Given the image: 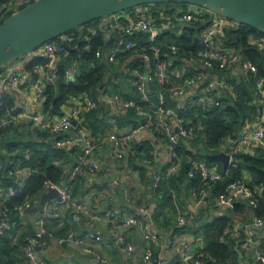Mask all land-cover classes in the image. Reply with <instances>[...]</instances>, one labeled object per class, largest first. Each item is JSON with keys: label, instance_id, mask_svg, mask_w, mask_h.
<instances>
[{"label": "built area", "instance_id": "2783aa9c", "mask_svg": "<svg viewBox=\"0 0 264 264\" xmlns=\"http://www.w3.org/2000/svg\"><path fill=\"white\" fill-rule=\"evenodd\" d=\"M32 1L34 0H0V14L5 16L13 14ZM203 10L207 11L203 7L195 10L176 9L168 14L160 13L158 18L149 11L130 12L124 16L121 15L124 11H121L107 18L110 27L121 36H133L138 32L147 35L141 43L138 40L127 38L118 44L115 43L106 51L100 47L93 50L96 58L105 57L110 63L117 61L116 55L119 52L133 51L135 53L145 67L132 66L127 72L133 86L141 96L139 100L126 98L118 93L100 92L99 96L93 97L90 92H82L66 111L52 120L44 119L42 114L36 111L20 109L14 103L9 105L4 114L0 116V140L6 128L18 124L21 119L25 118L34 135L39 131H48L56 137L57 146L76 144L74 160L61 179L59 181L45 180L40 192L27 197L20 203H8L7 201L16 194V183H20L36 169L12 160L6 163L0 162V178L13 180L8 184L0 183V235L20 224L33 205H39L36 226L24 237L22 264H45L37 247L40 249L46 247L50 238H54L59 245L80 248L84 254L91 256L95 261L105 260L88 244L89 240L101 241L103 239L101 234L93 231V228L102 223L106 226L110 238V243L107 244L109 249L119 247L124 251L125 257L131 259L135 255L136 247L128 241L127 231L136 227L141 237L150 244L142 250L141 264H152L154 260L156 264L168 263L167 260L161 258L160 253L169 252L175 245V239L173 237L160 239L155 220L146 208H141L139 215L122 214L113 207L91 208L87 196L73 193V181L86 175L94 177L101 171L109 170V166L101 163L96 156L102 147L107 146L109 154L115 160L120 161L125 157L131 141L138 140L145 133H153L161 137L164 142L168 159V165L154 177L153 187L157 189L163 175L178 173L182 155L177 151V147L182 141L199 134L204 140L206 139L205 125L201 122L187 120L184 112L194 107L206 112L220 104L221 97L215 95V86L219 84L226 88L228 85L226 80L217 78L213 74L226 66L227 49L215 46L214 39L222 36L229 27H237L241 24L223 14L214 12L201 32L197 49L187 52L184 51V45L181 42H154L156 34L153 32L159 21L165 25L175 22L194 24L202 19ZM95 33V27L85 28V40L89 41ZM75 39V31L66 32L34 50L33 57H42L44 61L33 67V74L26 85L38 97L45 95L46 82L56 80L59 66L63 65V61L69 57V48L74 47ZM248 43L264 51V34H250ZM81 50L91 52L90 43L87 42ZM181 54H185L189 62L203 66L207 73L204 71L191 73L172 65L170 57ZM80 56L81 53H78L64 66L63 74L66 83L72 81L78 74ZM240 67L255 78L254 97L260 111V120L255 125H245L239 136L232 140L225 152L229 156L226 167L231 168L238 166L235 156L243 153L247 148L255 146L264 149V77L256 76L257 67L251 60H241ZM23 82L18 64H13L5 74L0 75V106L4 104L6 94L10 92L24 94ZM153 83L158 85L154 100L150 97V86ZM196 84L199 85L197 93L182 102L180 97L188 87ZM167 93L168 98L173 102L172 105L167 104ZM231 97H236L235 92L231 93ZM103 106L105 107L103 120L108 126V133L95 138L90 133L84 119L87 113ZM129 112H132L135 117L134 123L126 127L118 126L117 118L113 114L125 115ZM70 127L80 134L78 138L73 139L62 135ZM157 155L158 150L153 147L146 155L136 157L135 160L148 164L155 160ZM25 158H29L28 152H25ZM185 162L189 166V175L197 174L202 184L195 200L196 205H200L210 196L207 190L213 189L217 182L223 181L228 173L225 171L223 174L214 164L196 159L191 155L186 156ZM109 183L111 188H114V186L121 185L123 181L118 177H113ZM49 188L56 189L59 197L46 199L40 204L41 195ZM169 192L174 198L175 190L170 189ZM262 192V185L250 186L244 178H237L228 182L212 196L210 204L214 208L233 210L237 198H241L253 209L257 206ZM124 197L129 200L130 193L127 188L124 189ZM67 213L72 223H77L82 218L87 226L84 234L76 233L73 228H69L63 235H55L49 230L48 222L61 221ZM174 219L177 225L186 226L194 222L195 214L188 210L177 211ZM262 225H264V218L261 216H256L250 221L227 223L222 228L219 238L237 240L241 250L248 248L247 256L243 259L245 264H262L264 263L263 240L245 232L250 227ZM169 262L175 264H238L236 261H220L206 249H196L191 241H184L178 254Z\"/></svg>", "mask_w": 264, "mask_h": 264}, {"label": "crops", "instance_id": "0c3cea01", "mask_svg": "<svg viewBox=\"0 0 264 264\" xmlns=\"http://www.w3.org/2000/svg\"><path fill=\"white\" fill-rule=\"evenodd\" d=\"M189 9L185 8L183 5H157V6H142L136 7V9H129L121 13L122 16L124 14H128L130 12H139V11H149L155 17H159L160 13L164 14L166 9ZM156 12V13H155ZM202 12V11H201ZM203 13H207V11L203 10ZM202 13V14H203ZM209 16V15H208ZM100 21L97 20L86 24L81 27L83 32L81 38L85 39V28L87 27H95L98 28V24ZM199 21H202L199 20ZM105 24L102 26L101 32L103 34V39L105 40V48L111 47L115 43L118 44L121 41L125 40L124 36H121L110 27L109 19H104ZM198 22V21H197ZM196 23L188 24L184 22H175L171 25H165L162 21L156 23V26L153 29V32L156 34L158 39L163 37L165 34H170L176 37H180L182 35H186L199 40L201 32L203 29H197ZM99 29V28H98ZM226 31L225 33L214 39V45L217 47H223L227 49V63L226 66L220 70H217L213 74L217 78H222L227 81L228 87L224 88L221 85H216L214 89L215 95L221 97V95H231L232 92H235L234 86L238 84H244L247 86L253 95V105L255 107L256 114L251 115L250 119L247 118L243 124V126L235 133V136H228L223 139L222 143L219 145V151L226 152L228 147L230 146L233 139L237 138L242 131V128L245 125H255L260 120V111L258 109L257 104L255 103V95H254V80H250L251 74L245 72L240 67V61L245 59L243 56V47L230 45L227 43V38L230 39ZM76 38H78V32H76ZM170 39L167 36H164L160 42L171 43ZM108 43V44H107ZM35 51L26 54L14 61L10 62L9 65L4 67L0 71V75L5 74L13 64H18L20 71L22 73L24 82L22 86L24 87V94L21 95L17 92L8 93L9 98L12 100L16 106L20 109H27L29 111H36L37 113L42 114L44 119L52 120L57 118L62 112L66 111L69 105L74 102L75 98L78 96H74L69 98L65 103L60 106V113L50 115L48 112L43 111V102L45 100V95L43 97H38L32 90L28 89L26 82H28L29 78L33 74V67H30V61L33 58ZM173 57V56H172ZM170 57V61L172 65L181 67L184 71L187 72H195V71H204L207 73V70L200 66L197 63L189 62L187 60V56L185 54H181L177 56V59H173ZM105 58V57H104ZM106 59V58H105ZM109 63V62H108ZM117 63V62H116ZM115 64V63H114ZM141 68L145 67V64H141ZM111 77V81L106 86H109L111 83H118L120 86L126 91H133L135 88L132 84V80L128 72L123 76L108 75ZM107 76V77H108ZM106 77V79H107ZM57 79V78H56ZM106 79L104 81H106ZM56 80L53 82L45 83V91L47 85H55ZM104 86V87H106ZM103 88V87H102ZM199 85H193L187 88L184 94L180 97L182 102L187 101V99L194 94L197 93ZM100 92H103L100 90ZM107 93V92H106ZM110 93V92H108ZM112 93V92H111ZM155 94V93H154ZM98 95L96 94V97ZM153 96V95H152ZM150 94L152 100L155 99ZM104 106L101 107V115L102 121L104 114ZM201 110L197 107L188 109L184 112V117L187 120H191L194 122H201ZM116 117L117 119L120 117ZM86 117V116H85ZM135 117L126 118L122 122L117 120L118 126L126 127L130 123H134ZM27 119H21L20 122L16 125H12L6 128L3 132L2 139L0 140V156L5 154V157L11 154H14L13 151H8L3 145V140H29L31 138L39 141L45 142L53 147H59L63 150V153L56 156L55 163L57 166L61 167L63 174L67 172L70 168L76 151V144L65 145V146H57L55 144L56 137L53 136L48 131H39L35 135L29 129ZM85 122V120H84ZM87 126V125H86ZM88 127V126H87ZM90 133L95 138H100L106 133H108V126L104 122L103 131L98 132L97 134H93L90 127H88ZM62 135L70 138H78L79 133L76 129L70 127L65 133ZM202 139L205 141L201 134L197 135L194 138L188 139L184 144V149L188 151H192L194 153L198 152L196 147L197 141ZM200 143V142H198ZM156 148L158 150V155L155 160H152L148 164H142L136 161V157H141L146 155V153L151 148ZM255 146H251L243 151V153H251L253 154L255 151ZM28 152L29 151H25ZM205 154H212L206 153ZM216 153V152H215ZM99 158L100 162L109 166V170L106 172H99L96 176H84L82 178H77L78 180V189L80 190L75 195L87 196L90 201L91 208H105V207H113L117 211L122 214L127 215H139L141 208H146L153 216L156 227L159 231V237L161 240L166 239L167 237H173L175 239L174 247L166 253H160L161 258L167 260L168 262L173 260L174 257L178 254L180 247L184 241H191L193 246L196 249H205L206 242L204 239V233L200 229V225L205 220H213L217 216L220 215H228L229 222L228 223H236V222H245L250 221L257 215L254 214L253 209L249 207L246 203L245 209L241 212H233L223 208H214L210 204V199L217 192L213 189H208L207 192L210 195L204 202L200 205H196L195 200L198 197V191L202 188V184L198 178L197 174L189 175L187 172V177H195V180L191 182L190 180L184 178L182 180L176 181L173 185L170 182V178L177 177L180 174V171L183 167V156L182 163L180 165V169L178 173L171 175H163L160 180L159 187L156 189L153 187V180L156 174L160 171L164 170V168L168 165L167 153L165 149V144L162 141L161 137L157 136L153 133H145L138 140L131 141L130 147L125 153V157L117 161L114 159L112 155L109 154L107 146L101 148V150L96 154ZM207 158V155H206ZM203 160V159H200ZM6 160H1L0 162L5 163ZM9 161V160H8ZM205 161V160H204ZM212 164L217 166L219 170L221 168H225L220 161L211 160ZM16 163H20L19 161L14 160ZM185 162V161H184ZM187 164V163H186ZM242 177L245 179H249L250 175L247 170L244 168L241 170ZM118 177L123 183L119 186H114L111 188L110 180L111 178ZM1 184H8L4 182L3 178H0ZM21 181L19 184H22ZM127 188L130 193L129 200H126L124 197V189ZM170 189L175 190V197L173 198ZM168 195L171 197H168ZM169 198V201L166 202V198ZM237 202L245 203L246 201L241 198H237ZM192 211L195 214V220L192 224L186 226H179L176 224L174 216L177 211ZM39 214V205H33L25 214L20 224H17L10 230L6 231V235L9 238V245L15 246L16 249L14 251L16 256H20L22 252V244L24 243V237L26 234H29L33 231L36 226V220ZM68 225L67 229L62 231V234H58L57 232L62 230L65 225ZM48 228L55 235H63L69 228H73L76 233L82 235L87 230V226L82 221V218L79 219L77 223H72L69 218L68 213L65 214V217L61 221H50L48 222ZM264 225L260 227H250L245 232L251 235L260 237L262 240L264 238ZM93 231L102 235L103 239L101 241L89 240L88 244L98 251L101 256L105 259L103 261H95L91 256L84 254L80 248L69 247L67 245H59L54 238L48 239L46 247H43L39 250L40 257L44 260L45 264H141L140 256L142 250L149 246L150 244L145 241L136 227H132L127 231V239L131 242L135 247V255L131 259H127L125 257L124 251L119 247H113V249H109L107 244L110 243V238L107 234L106 226L102 223L97 227L93 228ZM4 234V235H5ZM233 240V239H232ZM234 243L232 245L233 250L235 251L237 240H233ZM240 249V248H239ZM241 250V249H240ZM264 250V247H263ZM249 249H242L243 259L246 258ZM156 254V253H155ZM218 260L226 262V261H236L237 262V253L235 251V260L231 259V257L227 260L222 259L220 257L214 256ZM22 258V257H21ZM238 263V262H237Z\"/></svg>", "mask_w": 264, "mask_h": 264}, {"label": "trees", "instance_id": "16d2710c", "mask_svg": "<svg viewBox=\"0 0 264 264\" xmlns=\"http://www.w3.org/2000/svg\"><path fill=\"white\" fill-rule=\"evenodd\" d=\"M183 3H152L144 4L141 6H157V5H182ZM132 8H130L131 10ZM129 10V9H128ZM175 10L166 9L165 14L170 13ZM156 13V12H155ZM7 16V15H6ZM4 16L3 18H5ZM1 18L0 21L3 19ZM209 22V16L207 13L203 14L202 21H198L196 26L197 29H203ZM250 34H261L253 28L246 25H238L235 31H231L230 39L227 38V43L230 45H239L243 47V56L245 59L251 60L257 67V77H264V51L257 48L255 45L248 43V36ZM167 36L174 43H183L184 51H191L197 49V42L195 38H191L186 35L176 37L170 34L163 35ZM155 38L154 42H160L163 38ZM131 38L138 40L140 43L143 42L147 35L143 33H135L133 36H125V39ZM90 43L91 52L82 51L81 48L86 44ZM108 44V43H107ZM97 47L102 49L105 48V40L103 39V34L100 29L96 28V33L91 37L89 41L84 38H76L74 47L69 48V57L63 61V65L59 66L57 72L56 84L47 85L45 91V100L43 102V111L48 112L50 115L60 113V106L65 103L69 98L74 97L82 92H90L93 97H96L97 90L100 84L106 79L108 75L114 73V75L123 76L125 75L126 69H130L132 66H141L143 62L135 55L133 51H122L116 55V64L108 63L104 57L96 58L93 54V50ZM78 53L80 56V67L78 74L74 77L72 81L66 83L64 80V66L70 61V58L76 57ZM186 54V53H185ZM42 57L34 56L30 61V67H34L36 64L43 62ZM3 68H0V71ZM250 80H254V76L251 74ZM156 84V83H155ZM153 89L150 86V94L154 97L158 85ZM236 97L232 98L231 95H221L220 104L209 111L201 112L202 123L205 125L206 139H198L196 147L198 152L194 153L184 149V144L188 139H184L182 143L177 147V151L184 157L183 167L180 174L176 177L170 178V182L173 185L176 181L182 180L184 178L193 182L195 177H187V172L189 166L186 164L185 159L187 155H191L196 159H203L207 163H212L213 161L206 158L205 153H215L219 150V145L222 143L223 139L228 136H235V133L243 126L247 118L250 119L251 115H255V107L253 105V95L250 89L244 84H238L234 86ZM103 92L118 93L119 95L126 98H134L136 100L140 99V94L134 88L133 91H126L118 83H111L109 86L101 88ZM167 93V104L172 105L173 102L168 98ZM5 101L2 106H0V116L5 112V109L12 104V100L9 95H5ZM101 107L97 110L87 113L85 116V124L91 128L93 134L103 131L104 122L102 121ZM133 118L132 112L125 115H121L117 120L123 121L126 118ZM12 126V125H11ZM40 133V132H39ZM185 142V143H184ZM200 142V143H198ZM8 151H13L14 154L0 156L1 160H14L19 161L22 165H28L31 168L36 169L34 173H31L22 180V184L16 183V194L9 198L8 203H20L24 201L27 197L32 196L40 192L43 188V183L45 180L59 181L63 175L61 167L57 166L55 163L56 156L63 153V150L59 147H53L45 142H39L33 138L29 140H3V145ZM25 151H29V158H25ZM238 163L236 168L225 167L221 168V172L224 174L227 171V175L223 181H219L215 184V192H219L228 182L235 180L237 178H243L241 170L244 168L249 172L250 178L245 179L246 183L250 186L262 185L263 192L262 196L259 198L258 204L253 208V212L257 216L264 218V149L255 148L253 154L251 153H239L235 156ZM6 161V162H7ZM5 162V163H6ZM199 178V177H198ZM5 183H12L13 180L10 178L4 179ZM78 180L73 181V193L77 194L80 190L78 189ZM168 197H170L168 195ZM166 198L167 197H163ZM171 198V197H170ZM169 201V198L166 202ZM170 202V201H169ZM246 202L240 203L236 202L233 212H241L245 209ZM229 222L228 215H220L213 220H205L201 223L200 229L204 233V239L206 242L205 249L209 251L213 256L220 257L222 259L235 260V251L232 248L234 241L229 238L221 240L219 238L222 228ZM66 224L64 228L58 231V234H62V231L67 229ZM6 233V232H5ZM3 233L0 235V264H22L23 259L22 252L18 257L15 255L14 251L16 247L9 245L8 236ZM5 234V235H4ZM23 245V244H22ZM264 247V238H263ZM167 264H175L168 262Z\"/></svg>", "mask_w": 264, "mask_h": 264}, {"label": "water", "instance_id": "95a60500", "mask_svg": "<svg viewBox=\"0 0 264 264\" xmlns=\"http://www.w3.org/2000/svg\"><path fill=\"white\" fill-rule=\"evenodd\" d=\"M167 2L194 4L206 8L209 17L214 12L220 13L264 34V0H34L0 21V68L66 32H78L80 39L83 34L81 27L90 22L103 20L98 24L101 30L105 24L104 19L114 13L143 4ZM236 29V26L229 27L226 32L229 34ZM172 58L177 59V56ZM110 81L111 77L108 76L100 84L98 96L101 88ZM113 116L119 115L114 113ZM207 159L220 161L226 167L229 156L219 151L207 154ZM52 197L58 198L59 195L56 189L49 188L41 195L40 204ZM37 249L40 250V247ZM235 251L238 264H245L238 243ZM152 264H156V260Z\"/></svg>", "mask_w": 264, "mask_h": 264}, {"label": "rangeland", "instance_id": "374dc122", "mask_svg": "<svg viewBox=\"0 0 264 264\" xmlns=\"http://www.w3.org/2000/svg\"><path fill=\"white\" fill-rule=\"evenodd\" d=\"M144 5V4H143ZM185 8H189V9H191V10H195V9H197V8H199L200 6H197V5H194V4H190V3H183L182 4ZM137 7H142L141 5L140 6H137ZM132 9H136V7H133ZM128 10V9H127ZM5 15L4 14H0V18H3ZM116 64V63H115ZM139 66V65H138ZM129 69V68H128ZM128 69H126V71H125V73L127 72V70ZM156 84L155 83H153L152 84V87H153V89H155L156 88V86H155ZM93 96V95H92Z\"/></svg>", "mask_w": 264, "mask_h": 264}]
</instances>
